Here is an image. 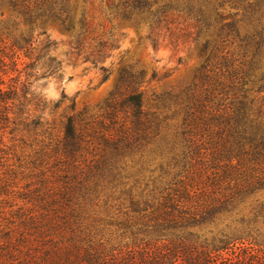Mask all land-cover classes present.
<instances>
[{
    "label": "trees",
    "instance_id": "trees-1",
    "mask_svg": "<svg viewBox=\"0 0 264 264\" xmlns=\"http://www.w3.org/2000/svg\"><path fill=\"white\" fill-rule=\"evenodd\" d=\"M235 1H109L121 22L144 24L155 47L160 42L178 45L188 39L199 44L201 65L194 82L180 94L156 95L153 111L145 109L144 92L140 90L145 72L133 66L119 71L116 88L104 109L113 125L118 111L129 108L131 125L129 131L123 124L116 134L103 137L105 153L109 152L97 162V172L103 178L115 179L124 152L131 147L137 151L142 141L159 135L163 125L175 116L181 117L177 133L181 151L172 156V162L182 164V168L157 196L132 198L133 221L124 222L122 227L130 229L134 242L112 245L89 227L77 225L72 228L71 239L47 249L39 264H264L261 232L254 236L250 230L233 231L226 226L202 233L204 228L218 226L249 195L264 189V0ZM0 2L31 29L0 30V124L23 123L36 129L44 124L40 117H31L28 107L42 110L47 100L41 91L31 90V79L60 78L62 63L39 51H49L54 42L34 45L33 26L58 24L73 36L78 54L89 52L85 61L94 57V65L117 47L116 40L112 31L90 30L91 20L75 0ZM227 5L241 7L252 30H240L239 12L227 10ZM235 43L242 60L228 49ZM22 56L29 62L20 63ZM19 65H24L22 70ZM101 69L107 78V69ZM40 71L44 72L40 75ZM13 72L19 74L11 76ZM91 118L88 109L66 118L65 154L73 157L82 149L88 127L93 125ZM69 196L63 198L70 200ZM143 211L148 214L141 215ZM72 213L61 212L65 226L73 224ZM260 215L264 217V204L254 219ZM237 242L251 246L241 245L236 252ZM3 255L4 264L30 262H22L11 251Z\"/></svg>",
    "mask_w": 264,
    "mask_h": 264
},
{
    "label": "rangeland",
    "instance_id": "rangeland-1",
    "mask_svg": "<svg viewBox=\"0 0 264 264\" xmlns=\"http://www.w3.org/2000/svg\"><path fill=\"white\" fill-rule=\"evenodd\" d=\"M75 1L91 20L90 30L112 31L117 47L107 51L94 65L91 63L94 57L85 61L89 52L78 54L73 36L58 24L33 26V39L37 40L34 45L42 47V42H54L49 51H39L60 61L62 70L60 78L31 79V90L41 91L47 100L42 110L28 107L31 117H40L42 127L0 124V264L5 263L3 254L9 251L20 256L22 262L42 263L46 250H52L57 242L70 240L74 235L72 228L77 225L89 227L112 245L134 242L130 229L122 227L124 222L133 221L132 198L157 196L182 168V164L172 162V156L181 151V140L177 138L181 117L175 116L163 125L159 135L142 141L137 151L131 147L124 152L115 179L100 176L97 162L109 152L105 153L103 137L116 134L123 124L124 130L129 131L131 125L129 108L119 110L117 123L112 125L113 119L104 105L116 88L119 71L125 66L145 72L140 90L144 92L146 110H154L152 102L156 95L180 94L194 82V74L201 65L199 44L188 39L178 45L160 42L155 47L147 27L121 22L109 6L110 0ZM239 1L243 0L234 4ZM231 6L227 5V10L240 14V30H252L241 7ZM0 30L31 29L0 2ZM236 46L235 43L228 49L242 60L241 50ZM19 62L27 63L29 59L22 56ZM23 67L19 65L20 70ZM102 67L109 73L107 78ZM18 74L13 72L11 76ZM83 109L89 110L93 125L88 127L82 149L71 157L64 152V124L68 116ZM64 195H70V200L63 198ZM263 204L264 189L249 195L218 226L204 228L202 233L230 226L233 231L250 230L254 236L259 232L264 235V217L254 219ZM62 211H73L77 216L71 220L75 223L65 226ZM146 214L148 211L141 212ZM241 219L245 221L241 223ZM241 245L237 242L234 250L238 252ZM242 246L251 245L245 242Z\"/></svg>",
    "mask_w": 264,
    "mask_h": 264
}]
</instances>
